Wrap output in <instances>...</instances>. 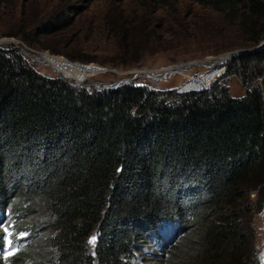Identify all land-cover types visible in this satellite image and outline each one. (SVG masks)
Segmentation results:
<instances>
[{"label":"trees","instance_id":"obj_1","mask_svg":"<svg viewBox=\"0 0 264 264\" xmlns=\"http://www.w3.org/2000/svg\"><path fill=\"white\" fill-rule=\"evenodd\" d=\"M191 1L236 17L245 46L264 38V0ZM68 19L57 11L19 34L35 44ZM105 22L118 37L111 63L137 61L148 19ZM220 63L250 81L264 44ZM216 80L87 87L0 49V264H132L143 246L152 264H249L239 221L244 196L254 192L255 210L264 199V102L256 85L234 94Z\"/></svg>","mask_w":264,"mask_h":264},{"label":"rangeland","instance_id":"obj_2","mask_svg":"<svg viewBox=\"0 0 264 264\" xmlns=\"http://www.w3.org/2000/svg\"><path fill=\"white\" fill-rule=\"evenodd\" d=\"M57 11L69 18L66 27L40 33L39 42L31 45L21 38V30L39 24ZM114 12H120L123 18L133 22L148 19L151 35H147L135 62L111 63L119 55L118 37L117 34L111 36L105 19ZM243 41L236 17L191 0H0V49L17 48L41 73L70 76L67 78L74 83L87 87L134 81L148 88H173L176 91L188 77L216 68L212 81L217 79L226 83L230 93L234 94L256 85L264 102V72L244 82L235 74H224L226 63L220 62L229 55L218 59L227 50L245 47ZM64 52L89 59L74 58L78 62H70ZM64 61L78 66L95 64L103 69L90 75L79 70L68 73L62 69ZM169 66L175 68L170 69V73L164 72ZM254 198V192L250 191L241 201L242 204L248 202L239 221L246 228V245L250 247L244 261L264 264V199L260 209L255 210ZM196 230L197 227H193L179 233L177 242L187 235L186 239L192 238ZM185 245L186 242L181 243L180 250ZM153 249L141 247L145 260L136 257L132 264H152L147 258L153 256Z\"/></svg>","mask_w":264,"mask_h":264},{"label":"built area","instance_id":"obj_3","mask_svg":"<svg viewBox=\"0 0 264 264\" xmlns=\"http://www.w3.org/2000/svg\"><path fill=\"white\" fill-rule=\"evenodd\" d=\"M41 53H44L43 51ZM68 61L73 62L75 60L67 58ZM78 62V61H75ZM175 66H169L168 68H166L164 70V72H168L170 73V69H174ZM216 69V68H214ZM214 69H210L209 71H205L203 73L200 74H196V75H192L190 77H188V80L186 82H184L182 85L177 86L176 91L177 92H184V91H188V90H198V89H203V88H207L209 86V84L212 82V79L214 76H212L213 73H215ZM216 74H218V72H216ZM215 75V74H213ZM264 213V210H263Z\"/></svg>","mask_w":264,"mask_h":264},{"label":"water","instance_id":"obj_4","mask_svg":"<svg viewBox=\"0 0 264 264\" xmlns=\"http://www.w3.org/2000/svg\"><path fill=\"white\" fill-rule=\"evenodd\" d=\"M264 44V38H262L261 40H259L256 44H253V45H250V46H245V47H240V48H236V49H230V50H227L223 53V55L221 56H218V59H223L224 57L230 55V54H233V53H240V52H244V51H250V50H254V49H257L259 47H261L262 45ZM43 62H46L45 59L42 60ZM100 68H96L98 70H102L103 69V66H99ZM171 67V66H170ZM150 74V72H148ZM156 76H158L159 74H155ZM67 77H70V76H67ZM71 78V77H70ZM75 81L79 82L80 80L74 78ZM80 83V82H79ZM111 84L113 83H109L108 86H111Z\"/></svg>","mask_w":264,"mask_h":264},{"label":"bare ground","instance_id":"obj_5","mask_svg":"<svg viewBox=\"0 0 264 264\" xmlns=\"http://www.w3.org/2000/svg\"><path fill=\"white\" fill-rule=\"evenodd\" d=\"M62 63H63L62 64L63 71L68 72V73L70 72V70H76V71L79 70L83 74H89L90 75V74H93V73L99 71L98 69L100 68L98 65H95V64H91V65H88V66H78L76 64H72V63L70 64L69 62H65V61L62 62ZM96 68H98V69H96Z\"/></svg>","mask_w":264,"mask_h":264}]
</instances>
